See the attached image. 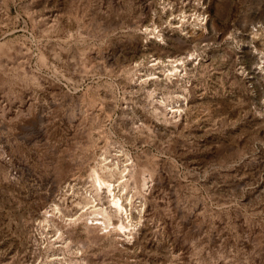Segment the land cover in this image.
<instances>
[{
	"label": "rangeland",
	"instance_id": "rangeland-1",
	"mask_svg": "<svg viewBox=\"0 0 264 264\" xmlns=\"http://www.w3.org/2000/svg\"><path fill=\"white\" fill-rule=\"evenodd\" d=\"M263 27L264 0H0V264H57L41 206L80 215L104 151L158 197L113 243L79 222L80 264H264ZM151 90L180 97L178 126Z\"/></svg>",
	"mask_w": 264,
	"mask_h": 264
},
{
	"label": "bare ground",
	"instance_id": "bare-ground-1",
	"mask_svg": "<svg viewBox=\"0 0 264 264\" xmlns=\"http://www.w3.org/2000/svg\"><path fill=\"white\" fill-rule=\"evenodd\" d=\"M168 6L170 11L173 10L174 4L168 3ZM176 6L175 9L180 11L181 9H178ZM147 11H151L150 6H147ZM186 17V14L182 12L180 22L182 23ZM202 20V18L197 20L200 26H203ZM193 56L195 57L194 53L186 52L184 57L168 59L166 65H169V67L166 69L164 66V72H169V75H171V72H173V74L178 72L177 66H184L186 62L193 59ZM151 62H153L152 66L163 64V62L159 60L156 61V59H152ZM261 63L262 65L255 66L254 70L256 72L261 71L264 67V61ZM129 72L130 70L127 71V73ZM241 74H245L243 70ZM6 83L10 84L11 81ZM147 94L152 100L153 112L156 118L159 117L168 124H174L176 126L180 124L182 109H180L181 99L179 96L175 98H162L161 101H155L154 90L147 91ZM24 122H26V124L28 123V121L25 120ZM53 148L55 154L59 152L58 146H54ZM102 156L104 163L99 169L90 170L88 174L90 179L89 187L84 190V196H82L81 199L82 202L77 203L84 209L80 215L73 219H64L66 217L65 214L56 204L52 203L50 206H46L44 203L43 207L41 206V208H43L42 217L44 219L41 222V226L44 228L47 227L56 234L55 238L50 241L48 250L51 252L58 247H60L59 250H61L60 256H56L48 263L80 264L79 260L72 257L73 249L69 241L71 237L75 236L79 222L84 225V234L87 243H94L102 240H110L112 242L111 236H119L120 234L125 236V234L131 232V230L128 229V227L132 225L131 209L134 207L137 200L143 201V206L145 208V204L151 207L148 202L157 199L158 196L155 195L154 184L152 185L153 181L150 178L151 171L145 167H138V165L132 162L128 154H125V161L119 160L115 155H112L110 151H104ZM56 162L57 175H61L63 171L62 165L59 161ZM126 162L129 163L126 164ZM54 191L55 189L51 188L50 196ZM49 197L46 198L47 201H49ZM126 206H128L129 209ZM148 210H150V208ZM114 220H117L118 224H115ZM125 221H127V223H125ZM56 242H58L59 245H56ZM83 247L78 248V250L81 252Z\"/></svg>",
	"mask_w": 264,
	"mask_h": 264
}]
</instances>
